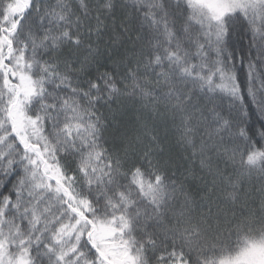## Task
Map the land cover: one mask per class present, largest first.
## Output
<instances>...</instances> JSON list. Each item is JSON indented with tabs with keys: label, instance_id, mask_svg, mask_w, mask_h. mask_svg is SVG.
Masks as SVG:
<instances>
[{
	"label": "snow or ice",
	"instance_id": "snow-or-ice-1",
	"mask_svg": "<svg viewBox=\"0 0 264 264\" xmlns=\"http://www.w3.org/2000/svg\"><path fill=\"white\" fill-rule=\"evenodd\" d=\"M123 7L140 47L101 71L113 0L94 17L88 0H0V264H264V124L240 127L249 103L264 121V0ZM249 34L245 56L231 37ZM198 94L229 98L228 115ZM118 97L147 113L123 146L101 111ZM161 106L211 177L200 203L158 159L148 117ZM254 173L260 187L247 190Z\"/></svg>",
	"mask_w": 264,
	"mask_h": 264
},
{
	"label": "trees",
	"instance_id": "trees-1",
	"mask_svg": "<svg viewBox=\"0 0 264 264\" xmlns=\"http://www.w3.org/2000/svg\"><path fill=\"white\" fill-rule=\"evenodd\" d=\"M51 3H55V0H50ZM74 6L77 0H72ZM90 5L93 7V17L96 15L94 9L100 0H88ZM129 0H113L115 8L110 13H105L101 17L106 25L104 32L99 41V56L100 70H105L106 66H110L109 57L112 60H118L123 58L129 51L134 47L139 48L140 44L137 42V37L140 33L137 31L138 26L135 22H129L130 11L126 10L123 5L128 3ZM106 17V18H105ZM95 19L91 20L92 27L95 28ZM127 31H124V28ZM119 36V40L116 44H112V39ZM92 40H96V36L92 37ZM251 41V35H235L231 37V46L239 52L241 48L245 50V56H247L248 44ZM255 53L253 52V57ZM247 60L245 61V67L240 68L239 60H237V68L241 80L246 82L247 80ZM159 71V69H157ZM155 81V76L150 77ZM245 84V88H246ZM257 86H259L257 84ZM246 95V91H245ZM194 102H198L200 106L212 107L213 103H219L222 105L225 115H228V108L230 100L224 97L222 100L220 97H216L212 103L208 102V98L198 94L193 97ZM249 109L252 115L245 117L244 120L240 121V127H244L249 134H256L261 128V121L255 114V109L251 108L249 103ZM101 111L105 112L110 117V126L105 136L109 139L110 143L115 141L118 146H123L121 143L127 142L126 138H135L137 134L143 135L140 131V124L145 120L147 113L142 108L141 102L135 98L118 97L112 101L110 105H105ZM114 116L115 119H111ZM178 121L171 119V113L167 112L163 106L159 110V114L148 117V124L154 129L153 134L158 137L155 145L156 151L158 152V159L164 168V170L172 175L175 173V178L184 181L185 185L190 188L192 195L196 198L197 203H200V197L204 196L207 189L203 187L205 180H210L211 177H207L205 173L199 169V156L193 157V149L187 144L180 141L179 133L176 129ZM239 131V128L234 129ZM199 134L196 137L197 146L199 145ZM144 143H147L144 140ZM235 143L240 144L241 141L237 140ZM133 148L139 153L141 151L140 145L133 143ZM223 167V164H221ZM229 167V171H231ZM203 177V179H202ZM261 181L258 178V174L254 173L250 180L246 179L245 189L255 190L260 187ZM7 191L6 189L4 190ZM159 255V253H157Z\"/></svg>",
	"mask_w": 264,
	"mask_h": 264
}]
</instances>
